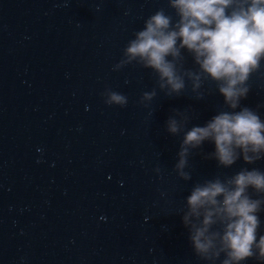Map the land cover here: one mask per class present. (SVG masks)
Returning <instances> with one entry per match:
<instances>
[{
  "label": "water",
  "instance_id": "95a60500",
  "mask_svg": "<svg viewBox=\"0 0 264 264\" xmlns=\"http://www.w3.org/2000/svg\"><path fill=\"white\" fill-rule=\"evenodd\" d=\"M161 8L178 19L167 0H0V264H212L194 255L185 197L205 179L264 171V158L217 167L204 142L185 169L192 179L177 176L174 110L187 130L228 109L215 82L204 80L201 99L187 79L168 96L150 69L115 67ZM247 83L241 105L264 120V60ZM108 91L126 103L107 104Z\"/></svg>",
  "mask_w": 264,
  "mask_h": 264
},
{
  "label": "clouds",
  "instance_id": "9594fccd",
  "mask_svg": "<svg viewBox=\"0 0 264 264\" xmlns=\"http://www.w3.org/2000/svg\"><path fill=\"white\" fill-rule=\"evenodd\" d=\"M178 18L161 8L148 16L143 28L123 49L115 66L135 63L150 69L165 95H179L191 82L199 91L204 80L215 82L216 92L228 109L218 111L203 126H192L188 115L174 110L166 121L173 136L183 133L174 171L184 181L193 150L211 142L207 158L217 167L230 168L237 160L253 164L264 158V120L256 109L242 106L249 93L248 80L264 60V0H167ZM185 53L196 70L185 69ZM155 91L143 94L150 101ZM107 104L123 106L126 97L107 92ZM251 190V191H250ZM264 211V171L241 168L223 180L216 176L196 182L185 197L181 219L188 229L194 255L220 264H243L249 258L264 261V234L258 236Z\"/></svg>",
  "mask_w": 264,
  "mask_h": 264
}]
</instances>
